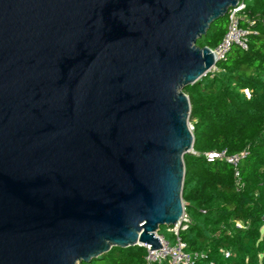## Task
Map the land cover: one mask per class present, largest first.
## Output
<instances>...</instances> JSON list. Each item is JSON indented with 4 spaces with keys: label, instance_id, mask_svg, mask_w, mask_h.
<instances>
[{
    "label": "water",
    "instance_id": "95a60500",
    "mask_svg": "<svg viewBox=\"0 0 264 264\" xmlns=\"http://www.w3.org/2000/svg\"><path fill=\"white\" fill-rule=\"evenodd\" d=\"M242 0H0V264L162 248L194 149L197 41Z\"/></svg>",
    "mask_w": 264,
    "mask_h": 264
},
{
    "label": "trees",
    "instance_id": "16d2710c",
    "mask_svg": "<svg viewBox=\"0 0 264 264\" xmlns=\"http://www.w3.org/2000/svg\"><path fill=\"white\" fill-rule=\"evenodd\" d=\"M245 15L257 31L248 49L233 47L214 72L184 90L195 155L184 157L182 196L190 223L179 236L187 252L204 253L214 264H264V0L246 2ZM228 22V14L216 20L197 46L215 50ZM223 151L248 155L238 167L207 161V153ZM147 254L140 246L113 247L83 264H145Z\"/></svg>",
    "mask_w": 264,
    "mask_h": 264
},
{
    "label": "built area",
    "instance_id": "2783aa9c",
    "mask_svg": "<svg viewBox=\"0 0 264 264\" xmlns=\"http://www.w3.org/2000/svg\"><path fill=\"white\" fill-rule=\"evenodd\" d=\"M246 2L242 0L237 7L230 9L228 12L229 22L228 30L220 45L213 50L214 55L218 61L226 58L228 53L233 47H239L242 50H247L250 42V38L253 35H257V31L254 28L256 21L246 17ZM245 24L246 27H243ZM216 70V66L213 67L211 72ZM247 97H250L248 90L244 92ZM191 154L195 155L192 151ZM248 155L247 151L241 153L229 155L226 151L223 152H210L206 154L208 162H214L217 160L226 161L227 163L233 164L238 167L240 161ZM238 176V173H236ZM190 223L186 213L180 221L173 227L168 229V232L174 237V241L171 243L166 237L159 232L156 237L159 239L162 248L157 250H150V245L139 244L137 246L144 247L148 254L146 256L145 264H214L209 261L208 257L204 253H189L187 252V244L181 241L180 232L188 228ZM225 258L229 257V252L222 251Z\"/></svg>",
    "mask_w": 264,
    "mask_h": 264
},
{
    "label": "rangeland",
    "instance_id": "374dc122",
    "mask_svg": "<svg viewBox=\"0 0 264 264\" xmlns=\"http://www.w3.org/2000/svg\"><path fill=\"white\" fill-rule=\"evenodd\" d=\"M250 0H245V2H249ZM169 229V227H167V226H162L161 228H160V231H161V234H164L165 235V237H166V239L167 240H171V234L169 233V232H167V230Z\"/></svg>",
    "mask_w": 264,
    "mask_h": 264
}]
</instances>
